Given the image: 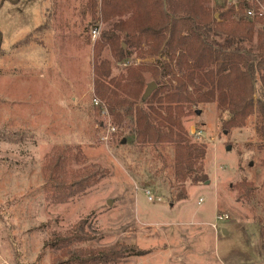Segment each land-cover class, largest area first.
<instances>
[{"label":"rangeland","instance_id":"obj_1","mask_svg":"<svg viewBox=\"0 0 264 264\" xmlns=\"http://www.w3.org/2000/svg\"><path fill=\"white\" fill-rule=\"evenodd\" d=\"M13 1L0 0V264H75L72 253L112 246L125 253L117 264H264V68L254 113L240 128H223L216 101L180 105L188 140L206 151L194 171L206 180L181 184L172 174V145L126 142L128 121L118 125L96 95L94 51L118 18L104 23L101 0ZM206 8L218 13L227 5L212 0ZM118 39L127 57L115 62L105 47L98 61L110 62L120 98L133 95L130 70L142 76L137 99L149 83L163 93L186 80L165 49L142 43L133 50ZM206 77L193 75L195 83ZM150 105L166 107L155 100L140 107ZM79 182L89 184L83 195L50 202L55 187ZM182 191L187 198L177 201ZM218 216L228 220L214 230ZM73 232L89 239L65 255L59 240Z\"/></svg>","mask_w":264,"mask_h":264},{"label":"trees","instance_id":"obj_2","mask_svg":"<svg viewBox=\"0 0 264 264\" xmlns=\"http://www.w3.org/2000/svg\"><path fill=\"white\" fill-rule=\"evenodd\" d=\"M211 1L101 0L104 23L109 24L115 18L119 21L113 22L109 30L102 33L101 44L94 51L93 86L96 95L107 105V111L114 116L118 125L124 120L128 121L126 142L138 146L172 145V174L181 184L188 179L192 184L206 180L204 175L194 174L196 165L204 158L206 151L204 146L191 144L188 140L180 123V118L187 113L180 105L216 101L219 113L226 114L223 128H240L254 113L256 75L264 68V19L251 21L243 17L246 0H240L236 6L229 5L218 13H210L206 8V4ZM94 8L93 1V11ZM236 11L241 16L234 21L232 17ZM126 15H129L127 20H121ZM257 24H262V27L255 31ZM119 37L133 50L139 49L142 43H149L155 52L165 49L179 70H186V80L163 93L158 89L143 101L142 97L136 98L137 88L143 84L141 73L130 70L127 83L134 86L133 95L120 98L116 93L119 83L111 78L110 62L98 61L105 47H109L115 62L127 57L128 53L120 44ZM138 69L141 71L142 67ZM204 71L206 80L195 83L193 75L198 76ZM188 84L192 86L193 94L187 92ZM202 87L207 90L203 91ZM154 100L159 106L166 107H140ZM171 105H175L172 113L169 112ZM160 110H164L165 114ZM50 175L52 177V172ZM88 186L87 183L79 182L74 189L55 187L50 193V202L66 204L83 195ZM241 186L245 188V184ZM175 198L182 201L187 196L182 191ZM83 236L86 239L78 232H73V235L60 238L58 248L67 255L71 245L89 239L87 234ZM124 258L125 253L119 246L87 256L70 254V260L75 264H117Z\"/></svg>","mask_w":264,"mask_h":264},{"label":"built area","instance_id":"obj_3","mask_svg":"<svg viewBox=\"0 0 264 264\" xmlns=\"http://www.w3.org/2000/svg\"><path fill=\"white\" fill-rule=\"evenodd\" d=\"M240 2V0H225V3L227 6L229 5H237ZM247 5L245 7V11H244V15L243 17L248 19V20H261L264 19V0H246ZM99 36V29L97 27L93 28L91 31V37L92 39H96ZM94 104L96 106H101L102 103H100L97 99H94ZM102 108L104 111H106V109L104 108V106L102 105ZM111 131H114L113 127L110 128ZM197 135H200V133H198ZM150 200V199H149ZM228 220L227 216H218L216 217L214 223L211 225V228L216 230L217 225L219 223H222L224 221Z\"/></svg>","mask_w":264,"mask_h":264},{"label":"water","instance_id":"obj_4","mask_svg":"<svg viewBox=\"0 0 264 264\" xmlns=\"http://www.w3.org/2000/svg\"><path fill=\"white\" fill-rule=\"evenodd\" d=\"M19 0H14L12 3H17ZM156 89L155 83H149L142 95V100L145 101L147 100L150 95L153 93V91ZM228 149V148H227Z\"/></svg>","mask_w":264,"mask_h":264}]
</instances>
